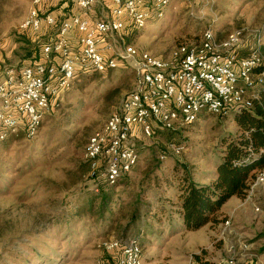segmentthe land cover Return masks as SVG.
I'll return each mask as SVG.
<instances>
[{"label":"rangeland","instance_id":"obj_1","mask_svg":"<svg viewBox=\"0 0 264 264\" xmlns=\"http://www.w3.org/2000/svg\"><path fill=\"white\" fill-rule=\"evenodd\" d=\"M98 2L89 18H109V1ZM31 3L0 0V75L4 68L31 63L38 47L55 39L56 29L42 35L20 30ZM51 6L42 7V15ZM54 9L65 17L75 13L70 0H61ZM209 26L217 41L241 32L238 58L253 51L264 58V0H171L161 20L152 19L140 30L127 26L109 42L114 50L131 45L165 58L197 44ZM84 74H89L84 88H78V78L73 81L59 108L45 116L34 138H25L20 130L15 139L0 142V264H106L110 242L136 238L137 231L144 239L141 264H228L234 235L240 236L249 257L241 261L235 253L234 264H264V192L255 191L251 201L240 200L227 207L220 212L219 223L195 232L186 231L175 215L174 191L165 192L169 204L160 221L139 225L138 230L124 232L129 221L127 207L113 219L111 228L99 227L79 213L95 190L109 189L100 179L89 178L83 150L136 81L134 72L124 65L104 74ZM238 134L233 118L208 113L177 132L154 129L151 137L136 138L138 163L111 191L127 190L133 195L147 184L142 181L148 175L146 196L152 200L184 168L207 182L222 156L220 144ZM173 145L184 150L175 155ZM225 220L230 227L223 231Z\"/></svg>","mask_w":264,"mask_h":264},{"label":"built area","instance_id":"obj_2","mask_svg":"<svg viewBox=\"0 0 264 264\" xmlns=\"http://www.w3.org/2000/svg\"><path fill=\"white\" fill-rule=\"evenodd\" d=\"M59 1L32 0L20 30L36 33L42 26L53 27L54 17L42 15L41 8ZM108 1L109 18L91 19L96 0H71L79 13L59 23L55 39L41 46L38 59L21 68L2 70L0 142L20 130L25 138H34L45 116L59 108L78 74H104L124 65L136 76L134 87L104 126L90 136L82 154L89 178L114 187L138 163L136 138H149L154 129L177 132L202 113L219 115L250 108L255 89L264 83V71L259 70L262 59L258 51L238 58L241 32L217 41L210 26L197 44L165 58L131 45L114 50L109 40L119 37L127 26L140 30L152 19L161 20L171 0ZM183 150L181 145L172 146L175 155ZM255 191L264 192V168L255 171L243 201H251ZM229 227L225 220L223 231ZM110 243L108 252H118L116 264H141V248L134 239ZM228 252L232 257L227 263L234 264L235 252L232 248Z\"/></svg>","mask_w":264,"mask_h":264},{"label":"trees","instance_id":"obj_3","mask_svg":"<svg viewBox=\"0 0 264 264\" xmlns=\"http://www.w3.org/2000/svg\"><path fill=\"white\" fill-rule=\"evenodd\" d=\"M59 3L61 4V0L54 6L52 5L49 10H46V13L54 17L55 25L53 27L42 26L40 31L36 32L38 35L56 29L61 21L75 13H79L71 2L75 13L65 17L60 11L54 9L60 5ZM61 8H63V5ZM41 46L38 47L34 57L30 60L31 63L38 59ZM259 70L264 71V58L260 62ZM91 73L96 74V72ZM87 75L89 74H80L73 80L76 82L78 78L79 89L84 88ZM79 79L81 82H79ZM254 93L256 98L252 100L250 108L213 115L222 119L233 118L239 134L234 140H224L220 144L224 148L221 150L222 156L216 162L214 172L207 182L203 183L194 178V175L184 168L180 174L174 173L175 182H166V188L155 194L152 200H147L146 196L150 185V176L148 175L142 181V184L145 182L147 184L142 185L133 195L127 190L114 194L111 191L113 187L104 184L109 189L102 191L99 188L97 192L91 194L87 202L79 207V213H83L99 227L111 228L114 223L113 219L117 215H121L127 207L129 221L124 232L132 228L138 230L139 225L145 226L160 221L161 216L165 213L166 204H169L165 192L174 191L177 196L175 215L178 216L182 227L186 231L195 232L206 225L219 223L221 207L231 198L243 200L248 185L253 178V172L264 168V83L258 86ZM17 136L18 133L12 134L4 141L13 140ZM84 164L87 166L86 163ZM116 207H119V209L115 211ZM77 216L79 217V214ZM148 229L145 230L146 235L151 233V231H149V234L146 233ZM135 237L133 239L139 246L140 243L141 245L144 243V239L138 237V231ZM106 255L109 257L106 264H116L117 250L107 251Z\"/></svg>","mask_w":264,"mask_h":264},{"label":"crops","instance_id":"obj_4","mask_svg":"<svg viewBox=\"0 0 264 264\" xmlns=\"http://www.w3.org/2000/svg\"><path fill=\"white\" fill-rule=\"evenodd\" d=\"M96 5L99 4L98 0H96ZM96 5L94 6V8L96 7ZM91 18V17H90ZM97 17L95 18H91V19H96ZM75 41V37L72 36V42ZM205 183V182H203ZM240 199H237V198H231L230 200H228L222 207H221V210L220 212L224 213L225 209L233 204H237V202H239ZM234 239H235V242H232L231 245L229 246L228 249H233L234 252L239 255V257H241V261H246L248 257V255H245L244 252L247 251V247L244 246L241 242V238L239 235H234Z\"/></svg>","mask_w":264,"mask_h":264}]
</instances>
